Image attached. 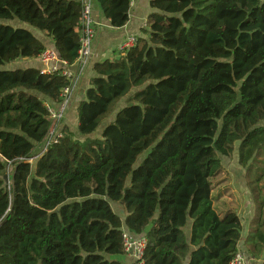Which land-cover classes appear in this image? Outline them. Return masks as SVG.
Listing matches in <instances>:
<instances>
[{
	"label": "trees",
	"instance_id": "trees-1",
	"mask_svg": "<svg viewBox=\"0 0 264 264\" xmlns=\"http://www.w3.org/2000/svg\"><path fill=\"white\" fill-rule=\"evenodd\" d=\"M95 1L112 28L128 22L130 0ZM149 9L144 37L93 66L76 131L41 151L46 105L70 82L10 69L46 48L7 23L48 37L70 66L82 2L0 0V264H121L123 232L146 238L143 264H229L242 225L216 212L213 189L234 152L254 206L247 252L262 257L264 0Z\"/></svg>",
	"mask_w": 264,
	"mask_h": 264
},
{
	"label": "crops",
	"instance_id": "crops-1",
	"mask_svg": "<svg viewBox=\"0 0 264 264\" xmlns=\"http://www.w3.org/2000/svg\"><path fill=\"white\" fill-rule=\"evenodd\" d=\"M80 1L90 2L91 16L93 22L95 23L96 36L92 43L91 52L86 64L81 67L78 64L73 63L68 67V70L74 74L76 79L65 107L63 119L59 124V128L61 129L63 127H67L72 132H75L77 127V107L84 100L85 92L89 88L90 79L94 76L93 66L95 64L111 61L112 59L117 58V56L120 54L118 51L119 46L128 37L143 38L144 36L141 34V31L142 29H145L148 15L151 12L149 9V2L151 0H130L128 22L124 27L115 29L112 28L109 22L104 18L100 7L97 5L95 0ZM7 24L16 28H24L30 31L28 26L23 25L18 21H12ZM30 32L44 45L46 49L54 48L52 41L48 37L41 33H34L32 31ZM13 65L16 66L13 69L18 70H24L28 68L38 70L40 68L38 59L20 60L15 62ZM56 108L57 107H55V109ZM103 128L104 126L100 127V129ZM100 132H98L96 136H99ZM235 154L233 157H231L233 158L230 161L231 163L227 164L229 167H238L237 154ZM228 159L230 158H221V164L227 174L223 173L220 175V178L229 180L231 182V187H225L230 188L229 190H222L219 192L213 191V196L217 197V200L213 202V207L219 215H223L226 212H234L240 220L242 232L238 245V251L244 256L246 264H264V252L262 257L258 260L251 258L247 252V238L249 234L248 227L254 216L253 201L248 189L246 188L244 172L238 167L243 172L242 174L231 173V171L228 169V166H226ZM220 182L222 181H219V183ZM116 260L121 264H137L134 259L129 256H121L116 258Z\"/></svg>",
	"mask_w": 264,
	"mask_h": 264
},
{
	"label": "built area",
	"instance_id": "built-area-1",
	"mask_svg": "<svg viewBox=\"0 0 264 264\" xmlns=\"http://www.w3.org/2000/svg\"><path fill=\"white\" fill-rule=\"evenodd\" d=\"M82 29L79 38V49L77 51L75 62L79 66L83 67L91 52L92 43L96 36L95 23L91 16V5L89 1L82 2ZM136 44L135 37H128L119 46L118 51L120 53L132 49ZM40 68L38 69L41 75H51L54 73H60L62 77L70 82V86L61 90L60 98L61 103L57 108H52L46 105L49 118L51 120V128L49 135L44 142L41 151L45 150L50 144H56L62 137L59 131V124L61 123L65 111L66 104L71 94L72 87L74 85L76 77L69 70L64 61H62L54 49H46L38 56ZM71 66V65H70ZM123 249L126 256L134 259L137 264H143L142 256L146 248L147 240L144 236L130 237L125 232L122 234ZM229 264H246L244 256L237 252L233 255Z\"/></svg>",
	"mask_w": 264,
	"mask_h": 264
},
{
	"label": "rangeland",
	"instance_id": "rangeland-1",
	"mask_svg": "<svg viewBox=\"0 0 264 264\" xmlns=\"http://www.w3.org/2000/svg\"><path fill=\"white\" fill-rule=\"evenodd\" d=\"M29 30L30 31H32V32H34V33H40L39 31H37V30H35V29H33V28H31V27H29ZM14 64V63H13ZM10 65L9 66V68L10 69H13V68H15L16 66L15 65ZM100 132V131H99ZM235 154V153H234ZM233 154V155H234ZM233 155H232V157H233ZM236 155V154H235ZM233 158H230V159H228L227 160V162H226V166H228L227 164H229V163H231L230 161L232 160ZM226 161V160H225ZM225 167V166H224ZM228 169L231 171V173H234V174H242L243 172L237 167V166H235V168L233 167V166H231V167H229L228 166ZM225 174H227V173H225ZM218 181H222V182H220V183H217L218 184V186H215V188L213 189L214 191H216V192H219V191H222V190H229L230 188H225L226 186L227 187H231V182L229 181V180H224L223 178H220V176L218 177V180H217V182ZM222 187H224V188H222ZM113 209H114V212H116V213H118V208L116 207V206H113Z\"/></svg>",
	"mask_w": 264,
	"mask_h": 264
},
{
	"label": "water",
	"instance_id": "water-1",
	"mask_svg": "<svg viewBox=\"0 0 264 264\" xmlns=\"http://www.w3.org/2000/svg\"><path fill=\"white\" fill-rule=\"evenodd\" d=\"M7 179V177L6 176H4V180H6Z\"/></svg>",
	"mask_w": 264,
	"mask_h": 264
}]
</instances>
